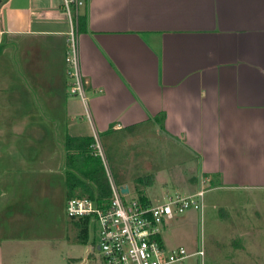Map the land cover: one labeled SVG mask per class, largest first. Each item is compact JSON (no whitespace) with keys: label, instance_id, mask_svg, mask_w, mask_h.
Masks as SVG:
<instances>
[{"label":"crops","instance_id":"1","mask_svg":"<svg viewBox=\"0 0 264 264\" xmlns=\"http://www.w3.org/2000/svg\"><path fill=\"white\" fill-rule=\"evenodd\" d=\"M71 6L68 14L64 0H0V208L20 196L17 179L66 172L68 139L90 136L78 133L79 97L67 92L72 29L88 82L91 132L157 131L176 163L197 164L196 177L183 176L198 186L189 195L204 190L205 180L223 211L246 207L248 199L258 204L256 196L264 198V0ZM6 119L11 126L3 125ZM53 130L62 141L53 140ZM62 186L65 192L66 181ZM235 218L248 249L249 228L257 224ZM17 258L18 249L0 240V264Z\"/></svg>","mask_w":264,"mask_h":264},{"label":"rangeland","instance_id":"2","mask_svg":"<svg viewBox=\"0 0 264 264\" xmlns=\"http://www.w3.org/2000/svg\"><path fill=\"white\" fill-rule=\"evenodd\" d=\"M68 68L66 65L67 71ZM67 92L71 97L77 96L72 94L70 85L67 86ZM77 99L82 111V118L77 119L78 133L91 136L93 132L84 104L80 97ZM20 101V98L15 99V103ZM11 105H5L10 116ZM3 125L9 127L11 122L6 119ZM55 127L53 125L52 128ZM52 133L53 140L62 141L60 131L53 130ZM156 134L159 132L143 134L138 130L99 135L113 180L129 188L128 201L138 197L137 193L141 191L146 192L152 204L156 205L164 202L168 194L179 191L181 195L187 196L193 193L192 188L198 189L188 179H183V176H197L194 174L197 164L176 163L169 157L170 146L164 147ZM92 141L93 144V136ZM56 148L53 146L52 150ZM91 155L93 159L90 162H84L75 170L67 169L65 164L64 169L85 180L92 187L94 195H100L99 189L108 191L106 194L109 195V180L101 168L100 159L93 153ZM91 170H96L92 173L94 178L85 175ZM65 175L60 170H52L49 179L34 175L31 180L20 178L14 182L13 188L21 187V193L6 208H0V240L3 247L8 245L18 249L17 264H105L103 253L95 245H90L92 241L85 244L80 241L75 221L67 216V201L62 186L66 181ZM5 184L11 188L10 184ZM5 184L3 187L6 188ZM208 185L204 184L203 187L206 190L202 216L199 211L189 209L171 221H165L162 238L166 245L170 248L183 246L190 255L175 264H201L200 257L195 255L200 247L204 251L203 264H264V198L257 195L256 201L260 200L258 204L248 199L244 202L246 207L233 205L223 211L219 206V197L214 191L211 192L213 189L209 190ZM7 196L5 194L4 199ZM15 198H18L19 203L16 204ZM256 211L260 212V218L255 216ZM238 215L244 218L243 221L252 220L257 224L249 228L254 234L249 237L252 242L248 249L244 248L245 240L240 235L242 228L238 227V223L233 224ZM11 236L18 241L11 239L9 243ZM95 242H99L98 235H95ZM89 249L90 254L87 253Z\"/></svg>","mask_w":264,"mask_h":264},{"label":"built area","instance_id":"3","mask_svg":"<svg viewBox=\"0 0 264 264\" xmlns=\"http://www.w3.org/2000/svg\"><path fill=\"white\" fill-rule=\"evenodd\" d=\"M86 3L87 0H64L68 14H71V5L80 7ZM74 33L72 29L68 38L67 75L72 94L81 98L86 115L92 122L86 97L88 82L80 70ZM93 130L94 143L91 148L100 159L101 168L109 180V195L71 198L67 200V216L76 221H88L92 244L103 253L105 264H175L188 258L190 255L185 247L170 248L166 245L162 238V229L166 220H172L189 209L202 213L205 190L187 196L179 192L168 194L164 202L156 205L143 204L138 197L128 201L129 193H123L122 186L113 180L99 133L94 128ZM204 181L202 180L203 184ZM95 235L99 236L97 244ZM195 255L200 257L203 264L204 251L201 247Z\"/></svg>","mask_w":264,"mask_h":264},{"label":"trees","instance_id":"4","mask_svg":"<svg viewBox=\"0 0 264 264\" xmlns=\"http://www.w3.org/2000/svg\"><path fill=\"white\" fill-rule=\"evenodd\" d=\"M165 117V114H162L160 117L157 116L155 119L160 123L162 118ZM92 136H87L78 138V139H71L69 138L66 145L65 150L67 151L66 159H65V166L69 167L70 169H76L78 167V164L84 163V162H90L93 159V156L91 153H93V149L91 148L92 145ZM106 153V152H105ZM94 154V153H93ZM95 156V154H94ZM94 170L93 172H95ZM92 170L90 172H87L85 175L89 176L90 178H94ZM66 189H65V198L66 201L71 198H81V197H91L94 198V192L92 190V187H90L85 180H83L81 177L73 173L72 171H66ZM101 196H107V192H103L100 190ZM107 193V194H106ZM138 198L143 202V204H148L145 197L143 196V193L139 191L137 193ZM75 221L78 230H79V239L82 243H90L92 236L89 232V224L87 220H80ZM92 244V243H91ZM93 245V244H92ZM89 252L88 254H90Z\"/></svg>","mask_w":264,"mask_h":264},{"label":"water","instance_id":"5","mask_svg":"<svg viewBox=\"0 0 264 264\" xmlns=\"http://www.w3.org/2000/svg\"><path fill=\"white\" fill-rule=\"evenodd\" d=\"M121 189H122L123 193H129L128 187H122Z\"/></svg>","mask_w":264,"mask_h":264}]
</instances>
